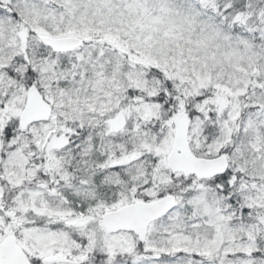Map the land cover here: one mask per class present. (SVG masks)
I'll list each match as a JSON object with an SVG mask.
<instances>
[{
	"label": "snow or ice",
	"instance_id": "snow-or-ice-1",
	"mask_svg": "<svg viewBox=\"0 0 264 264\" xmlns=\"http://www.w3.org/2000/svg\"><path fill=\"white\" fill-rule=\"evenodd\" d=\"M0 264H264V0H0Z\"/></svg>",
	"mask_w": 264,
	"mask_h": 264
}]
</instances>
